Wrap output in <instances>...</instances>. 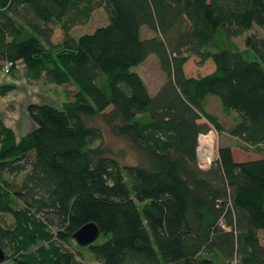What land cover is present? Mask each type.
Masks as SVG:
<instances>
[{"label":"trees","instance_id":"16d2710c","mask_svg":"<svg viewBox=\"0 0 264 264\" xmlns=\"http://www.w3.org/2000/svg\"><path fill=\"white\" fill-rule=\"evenodd\" d=\"M97 6L108 20L73 33ZM255 24L264 28V0H0V67L10 59L6 73L63 93L29 101L35 125L20 135L0 115L5 258L264 264V34ZM145 25L154 31L143 35ZM152 51L166 73L155 92L134 67ZM191 53L215 66L187 73ZM14 86L0 80V93ZM210 94L257 155L238 159L223 142L210 166L198 164L199 131L225 128ZM96 115L137 147L136 160L105 143ZM90 220L99 232L81 243L74 232Z\"/></svg>","mask_w":264,"mask_h":264},{"label":"rangeland","instance_id":"374dc122","mask_svg":"<svg viewBox=\"0 0 264 264\" xmlns=\"http://www.w3.org/2000/svg\"><path fill=\"white\" fill-rule=\"evenodd\" d=\"M108 20V14L104 6H97L93 9L90 17L82 22L76 23L73 25L71 28L72 32L75 34H78L79 32H82L84 30H91L93 29L96 25L100 23H104ZM254 29H257L260 33L264 34V28L261 27L260 25H256L253 27ZM149 31H154V29L150 28L149 26L145 25L144 30H143V35L145 33H148ZM250 31V29H249ZM62 28L59 25L55 26V30L53 33V38L58 39L62 37ZM244 35L245 32L239 35H235L234 38L241 44H244ZM185 69L187 73H200V72H205L207 70H210L212 67L215 66V61L214 59L209 56L205 58L204 60L200 59V56L191 53L189 57L187 58L186 62L184 63ZM136 69H138L142 75L145 78V81L149 84L150 91L155 92L158 88L159 83L163 81V78H165V71L161 67L159 57L156 52L152 51L149 52V54L138 64L134 66ZM29 81V80H28ZM37 84L42 87L43 89H49L50 93L53 92L57 97L61 98L62 96V90L60 89L61 85H58L55 87H52V83L45 82L43 79L41 80H36ZM17 86V85H16ZM51 88H55L52 90ZM62 88V87H61ZM21 89V88H19ZM17 89L18 91L16 92V95L21 94V90ZM16 90V89H14ZM44 92V90H43ZM59 92V93H58ZM9 94V93H8ZM7 94V95H8ZM6 95V96H7ZM52 95V94H51ZM5 97V96H4ZM15 101V98H13ZM17 100V99H16ZM208 108L215 111L218 114V118L223 122L224 124V129H219L218 136L216 137L215 140V151L217 152V148L219 143L223 142H230L233 145L234 151L237 154L236 156L238 158H244L253 155L252 152L246 151V148L242 146V138L240 136L231 133L228 130L227 124L232 123V118L233 115L231 112L226 111L223 109L222 102L220 98L216 94H210L208 98ZM2 103V101H0ZM7 105V104H6ZM5 105V108H6ZM14 112L20 110L17 104L14 103ZM21 106V101L18 104ZM2 106V105H0ZM3 108V107H2ZM25 110V109H24ZM7 119V117H6ZM94 119L97 120L103 127L104 131V141L105 143L113 149L114 152L119 154V157L122 160H136L138 158V151L137 147L124 135H120L117 133H114L107 123L104 121V119L100 115L94 116ZM244 143V142H243ZM248 150V149H247ZM202 167V166H201ZM20 176V174L18 175ZM22 176V174H21ZM3 215L9 216L8 213H5ZM0 218H2V214H0ZM262 233V239L264 240V230L261 231ZM101 235L99 236V238ZM87 255L86 258L93 261L95 264V260L93 258V255L90 252H86ZM0 264H16L14 259L12 257H6L0 260Z\"/></svg>","mask_w":264,"mask_h":264},{"label":"crops","instance_id":"0c3cea01","mask_svg":"<svg viewBox=\"0 0 264 264\" xmlns=\"http://www.w3.org/2000/svg\"><path fill=\"white\" fill-rule=\"evenodd\" d=\"M0 80L15 83V86L13 88H11L9 91H7L5 93H0V101H2V103H0V105H2V106H0V115L3 116L5 121L12 124L16 130V133L18 135H20L21 133L31 129L35 125L34 119L28 113L27 103L31 100H39L40 97H42V96L48 97V95H50V92L49 91L47 92L46 89H43L42 87H40L37 84L36 80H31V79L29 80L25 76L24 71L23 70L21 71L20 69L17 72L15 71L13 73H10V72L6 73L5 71L1 70V67H0ZM161 82L159 83V85L161 84ZM148 87H149V84H148ZM19 88H21V89H19ZM14 89H16V90H14ZM17 89L21 90V94L16 95V92L18 91ZM149 89H150V87H149ZM43 90H44V92H43ZM13 98H15V101ZM20 101H21V106L18 105ZM14 103H16L17 104L16 106H18L20 108V110H18L17 112L16 111L14 112V106H15ZM207 104H209V102ZM5 105H6V108H5ZM232 115H233V113H232ZM6 117H7V119H6ZM232 122H233V118H232ZM230 124H227V125H230ZM232 148H233V145H232ZM246 151L252 152L253 155H251V156L257 155L256 151L247 150V149H246ZM233 152H234L235 157L238 158L236 156L237 154L235 153L234 148H233ZM248 157H250V156H248ZM244 158H246V157H244ZM238 159H241V158H238ZM262 230H264V228L260 229L261 235H262V233H261Z\"/></svg>","mask_w":264,"mask_h":264},{"label":"built area","instance_id":"2783aa9c","mask_svg":"<svg viewBox=\"0 0 264 264\" xmlns=\"http://www.w3.org/2000/svg\"><path fill=\"white\" fill-rule=\"evenodd\" d=\"M18 63L22 64L20 60ZM11 64L12 60H6L1 66V69L6 72L9 70ZM218 131L219 129L216 125L211 123L206 130H201L198 133V140L196 144L197 162L202 167L210 166L217 155V152L215 151V140L218 136ZM203 138L205 139L204 142H202ZM201 146L203 147V151Z\"/></svg>","mask_w":264,"mask_h":264},{"label":"water","instance_id":"95a60500","mask_svg":"<svg viewBox=\"0 0 264 264\" xmlns=\"http://www.w3.org/2000/svg\"><path fill=\"white\" fill-rule=\"evenodd\" d=\"M99 232L98 224L93 221H87L80 225L74 232L77 240L81 243H86L97 236ZM6 251L4 247L0 244V260L5 258Z\"/></svg>","mask_w":264,"mask_h":264},{"label":"bare ground","instance_id":"6f19581e","mask_svg":"<svg viewBox=\"0 0 264 264\" xmlns=\"http://www.w3.org/2000/svg\"><path fill=\"white\" fill-rule=\"evenodd\" d=\"M205 141V139L203 138V140H202V142H204ZM201 148H202V151H203V147L201 146Z\"/></svg>","mask_w":264,"mask_h":264}]
</instances>
